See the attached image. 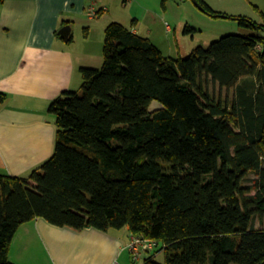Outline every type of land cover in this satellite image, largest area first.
<instances>
[{
  "label": "trees",
  "instance_id": "16d2710c",
  "mask_svg": "<svg viewBox=\"0 0 264 264\" xmlns=\"http://www.w3.org/2000/svg\"><path fill=\"white\" fill-rule=\"evenodd\" d=\"M232 19L253 33L176 59L131 27H105L101 68L81 67L80 94L48 106L51 157L28 179L0 174V264L36 218L127 228L163 246L162 264H264V22ZM152 101L164 109L149 113ZM155 254L142 264H160Z\"/></svg>",
  "mask_w": 264,
  "mask_h": 264
},
{
  "label": "crops",
  "instance_id": "0c3cea01",
  "mask_svg": "<svg viewBox=\"0 0 264 264\" xmlns=\"http://www.w3.org/2000/svg\"><path fill=\"white\" fill-rule=\"evenodd\" d=\"M111 1L117 0H0L1 175L28 179L51 157L55 124L48 106L73 92L81 67L100 69L108 24L127 19L126 27L144 31L157 49L171 34L178 47L160 0H120L119 18ZM162 22L170 35L159 33ZM64 26L70 27V41L56 36ZM130 236L127 228L76 231L36 218L18 228L8 258L11 264H133L125 250Z\"/></svg>",
  "mask_w": 264,
  "mask_h": 264
},
{
  "label": "rangeland",
  "instance_id": "374dc122",
  "mask_svg": "<svg viewBox=\"0 0 264 264\" xmlns=\"http://www.w3.org/2000/svg\"><path fill=\"white\" fill-rule=\"evenodd\" d=\"M201 2L214 12H217L219 16H209L204 10L201 11L198 9L190 0H169L166 3V22L170 27L172 26V28H176L178 47L172 42V34L170 42H163L162 45H159L161 43L156 44V46H160L158 50L164 57L172 59L179 57L185 58L195 47H206L211 42L216 41L223 36L232 34L248 36L253 33L252 30L240 26L236 20L232 19L234 17L246 18L256 24L264 22V0H201ZM121 5H123V3H121L120 0L111 1V8L113 9L114 15L118 18L121 17V10L124 11L121 8ZM126 11L128 12L129 8H127ZM118 22L124 26H130L127 19L124 21L120 19ZM186 27L187 31L185 30ZM142 28H145V26H142L141 30H143ZM158 30L161 35H170L165 31L164 22L160 24ZM183 31L185 32V41L180 38ZM139 35L144 36V31L139 30ZM81 85L82 79L79 76L76 85H73V92L80 94ZM208 90L216 98H231V93H226L225 90L220 89L218 85L209 83ZM253 178L252 175L248 176V180H245L243 185L250 186V179ZM257 227H259L258 223L256 224V228ZM156 253L154 260L162 264L164 262V252L159 250Z\"/></svg>",
  "mask_w": 264,
  "mask_h": 264
},
{
  "label": "built area",
  "instance_id": "2783aa9c",
  "mask_svg": "<svg viewBox=\"0 0 264 264\" xmlns=\"http://www.w3.org/2000/svg\"><path fill=\"white\" fill-rule=\"evenodd\" d=\"M125 250L133 264H142L144 257L163 250V246L153 240L131 235Z\"/></svg>",
  "mask_w": 264,
  "mask_h": 264
},
{
  "label": "water",
  "instance_id": "95a60500",
  "mask_svg": "<svg viewBox=\"0 0 264 264\" xmlns=\"http://www.w3.org/2000/svg\"><path fill=\"white\" fill-rule=\"evenodd\" d=\"M195 6H197L198 9L201 11L204 10L203 7L196 1V0H190ZM58 35L66 42L69 40V35H70V27L69 26H64L58 31ZM164 107L160 103L156 101H152L149 108L148 112L153 113L154 111L158 110H163Z\"/></svg>",
  "mask_w": 264,
  "mask_h": 264
}]
</instances>
